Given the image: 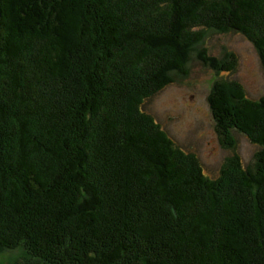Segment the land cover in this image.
I'll return each mask as SVG.
<instances>
[{
  "label": "trees",
  "instance_id": "obj_1",
  "mask_svg": "<svg viewBox=\"0 0 264 264\" xmlns=\"http://www.w3.org/2000/svg\"><path fill=\"white\" fill-rule=\"evenodd\" d=\"M209 30L264 69V0H0V244L20 264H264V167L210 177L146 108ZM208 103L264 163V95L228 78Z\"/></svg>",
  "mask_w": 264,
  "mask_h": 264
},
{
  "label": "rangeland",
  "instance_id": "obj_2",
  "mask_svg": "<svg viewBox=\"0 0 264 264\" xmlns=\"http://www.w3.org/2000/svg\"><path fill=\"white\" fill-rule=\"evenodd\" d=\"M201 49H205V54ZM231 53L237 63L233 72L214 69L205 58L214 56L226 61ZM189 55L187 72L173 74L172 82L148 101L147 111L181 147L199 157L205 174L210 177H217L224 164L229 169L234 168L238 160L253 169L264 167V163L259 161L263 154L259 143L251 142L238 131L228 134L230 138L217 134L208 103L214 82L228 78L237 79L253 99L264 95V69L253 44L239 32L209 30ZM28 252L24 246L12 249L2 246L0 264L33 260Z\"/></svg>",
  "mask_w": 264,
  "mask_h": 264
},
{
  "label": "water",
  "instance_id": "obj_3",
  "mask_svg": "<svg viewBox=\"0 0 264 264\" xmlns=\"http://www.w3.org/2000/svg\"><path fill=\"white\" fill-rule=\"evenodd\" d=\"M2 249V245L0 244V250Z\"/></svg>",
  "mask_w": 264,
  "mask_h": 264
}]
</instances>
